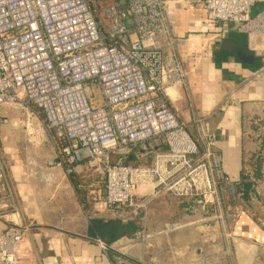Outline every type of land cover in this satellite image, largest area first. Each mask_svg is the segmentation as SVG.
<instances>
[{"label": "built area", "instance_id": "built-area-1", "mask_svg": "<svg viewBox=\"0 0 264 264\" xmlns=\"http://www.w3.org/2000/svg\"><path fill=\"white\" fill-rule=\"evenodd\" d=\"M193 1L211 24L239 23L250 44L264 39V0ZM181 41L168 0H0V221L6 224L0 264H18L29 231L5 148V108L13 105L28 119L42 118L67 176L79 166L104 175L105 194L96 205L106 218L140 220L164 192L195 202L207 215L218 210L225 223L237 188L216 134L203 132ZM94 87L103 105L93 102ZM177 88L191 102L196 139L179 119Z\"/></svg>", "mask_w": 264, "mask_h": 264}, {"label": "crops", "instance_id": "crops-1", "mask_svg": "<svg viewBox=\"0 0 264 264\" xmlns=\"http://www.w3.org/2000/svg\"><path fill=\"white\" fill-rule=\"evenodd\" d=\"M168 1L172 3L175 32L183 39L178 48L193 103L205 117L203 132L216 134L218 147L225 157L226 174L237 180L247 152L244 101H264V39L250 44L234 24H211L197 1ZM217 34L221 36L216 37ZM230 34H241L243 38L238 51L227 55L223 44ZM157 41L159 47L166 49L165 39ZM259 74L263 77L248 82ZM231 91H237L240 96L247 94L248 98L241 97L239 103L222 106ZM175 95L179 119L196 139L198 131L188 94L183 88H177ZM52 154L49 159L59 169L49 172L48 177L54 176L53 180L59 184L44 188L41 182L29 183L20 156H8L21 202V221L29 224L20 246L18 264H197L202 257L206 260L203 264H264V228L259 223L242 216L232 235H228L225 223L219 222L214 236L212 225L204 227V232L209 234L204 236V250L198 252L195 229L191 225L205 223L202 218L196 221L195 215L200 213L205 218L207 213L193 201L180 200L164 192L149 203L138 220L144 235L121 237L104 250L100 239L92 235L94 221L113 220L106 218L108 212L96 205L105 194V185L100 186L102 178L85 166H79L72 176H67L57 164L54 151ZM86 179L92 182L91 187L83 186ZM5 227L1 220L0 233Z\"/></svg>", "mask_w": 264, "mask_h": 264}, {"label": "rangeland", "instance_id": "rangeland-1", "mask_svg": "<svg viewBox=\"0 0 264 264\" xmlns=\"http://www.w3.org/2000/svg\"><path fill=\"white\" fill-rule=\"evenodd\" d=\"M109 1H116V0H109ZM255 10L254 13H256ZM263 75H257L248 82L252 80H259ZM189 82V80H188ZM247 82V84H248ZM237 91H231L225 96L223 100L224 106L225 104L229 103L236 104L241 101L242 98H248L247 94L243 96L237 95ZM93 102L96 105H103V99L100 96V90L98 87L93 88ZM245 105V114L243 115V123H244V134H245V141L244 144L246 145L247 152L245 153V169L247 172L253 171L256 167L262 173V178L257 180L256 190L258 191V198L256 202L253 204V207H247L243 204L240 205L237 203L227 202V212L223 211L225 215V225L228 229V235L233 234V229L236 222L242 217L247 216L250 219H253L255 222H261L264 225V101H244ZM221 106V107H222ZM5 116L8 117L9 123L4 126V136L5 141V148L8 152V156H20L22 159V165L24 172H26L27 180L29 183L37 181L41 182L43 188L47 186H58L59 182L53 180L54 176L48 177L49 172H54L57 170L56 162L54 160L49 159V156H52V151H54L50 139L45 131V127L43 125V120L38 115H32L28 119L26 111L22 109L19 105H13L5 108ZM30 120L31 123V131L29 135L27 132L25 133L23 130V124H25L26 120ZM17 124V126H12ZM9 134V136H6ZM6 134V135H5ZM53 175V173L51 174ZM101 178L100 186L105 185V178L104 175L98 174ZM72 176V175H71ZM84 181V179H83ZM236 182V181H234ZM69 183V182H68ZM92 182L89 179H86L83 183L84 187H91ZM69 185H71L69 183ZM41 186V187H42ZM36 187V186H35ZM101 196V198H103ZM92 199V198H89ZM224 210V209H223ZM220 212L215 211L211 212L205 218L200 217V213H197L195 216V220L199 221L200 218L204 219V222H196L194 225V238L196 244V250L198 252H202L204 250L203 246L205 243L203 242L204 236L209 234L207 231L204 232V227L212 225L211 235H216L218 231L219 220L216 216L219 215ZM199 215V216H198ZM198 219V220H197ZM208 222V223H207ZM207 229V228H206ZM215 244L213 243V246ZM215 252V251H214ZM218 256V255H216ZM202 257V256H201ZM206 260L204 258H198L197 264H203Z\"/></svg>", "mask_w": 264, "mask_h": 264}, {"label": "trees", "instance_id": "trees-1", "mask_svg": "<svg viewBox=\"0 0 264 264\" xmlns=\"http://www.w3.org/2000/svg\"><path fill=\"white\" fill-rule=\"evenodd\" d=\"M223 159L225 163V157H223ZM225 172L227 173L226 170ZM260 178H262L261 171L256 167L253 171L247 172L245 169V162L243 161L239 178L237 180L232 179L233 181H236L234 183L237 188V202L242 206L243 204L246 205L245 209L247 207H253L252 209H254L253 204L256 202L259 194L256 190V185L257 180ZM258 223L264 228V225H262L261 222ZM141 230V222L138 220L123 221L113 219L110 221H104L103 219H98L93 223L92 235L98 237L107 247H109L119 238L126 236L133 237Z\"/></svg>", "mask_w": 264, "mask_h": 264}, {"label": "water", "instance_id": "water-1", "mask_svg": "<svg viewBox=\"0 0 264 264\" xmlns=\"http://www.w3.org/2000/svg\"><path fill=\"white\" fill-rule=\"evenodd\" d=\"M234 25H235V29L238 31L239 23H235ZM241 34H230L228 36V39L223 44L224 54L231 55L238 51V49L242 44L243 35Z\"/></svg>", "mask_w": 264, "mask_h": 264}, {"label": "bare ground", "instance_id": "bare-ground-1", "mask_svg": "<svg viewBox=\"0 0 264 264\" xmlns=\"http://www.w3.org/2000/svg\"><path fill=\"white\" fill-rule=\"evenodd\" d=\"M242 245V244H241ZM243 246V245H242ZM248 246V245H247ZM243 249V248H242ZM137 251V250H136ZM138 259V258H137Z\"/></svg>", "mask_w": 264, "mask_h": 264}]
</instances>
